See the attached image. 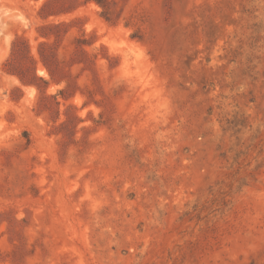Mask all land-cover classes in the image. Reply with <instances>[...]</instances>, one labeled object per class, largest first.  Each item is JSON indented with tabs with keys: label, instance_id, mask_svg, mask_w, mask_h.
I'll return each instance as SVG.
<instances>
[{
	"label": "rangeland",
	"instance_id": "1",
	"mask_svg": "<svg viewBox=\"0 0 264 264\" xmlns=\"http://www.w3.org/2000/svg\"><path fill=\"white\" fill-rule=\"evenodd\" d=\"M44 1L0 0V264H264V0Z\"/></svg>",
	"mask_w": 264,
	"mask_h": 264
},
{
	"label": "trees",
	"instance_id": "2",
	"mask_svg": "<svg viewBox=\"0 0 264 264\" xmlns=\"http://www.w3.org/2000/svg\"><path fill=\"white\" fill-rule=\"evenodd\" d=\"M49 1H52V0H45L44 3H43V6L49 2ZM98 4H100L102 7H104V4L101 2V1H96Z\"/></svg>",
	"mask_w": 264,
	"mask_h": 264
}]
</instances>
